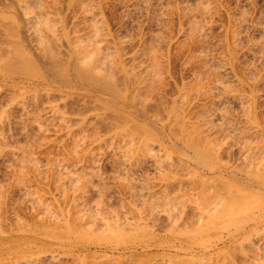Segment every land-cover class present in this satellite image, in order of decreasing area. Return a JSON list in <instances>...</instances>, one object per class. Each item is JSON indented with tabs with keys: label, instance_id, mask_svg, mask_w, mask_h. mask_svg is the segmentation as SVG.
<instances>
[{
	"label": "bare ground",
	"instance_id": "obj_1",
	"mask_svg": "<svg viewBox=\"0 0 264 264\" xmlns=\"http://www.w3.org/2000/svg\"><path fill=\"white\" fill-rule=\"evenodd\" d=\"M57 1L56 0H0V94L6 93V95H8V98H7L8 101H6L7 108L3 109V107L1 106L2 108L0 109V128H1V126L3 128L4 127L3 124H5L6 122L11 123L8 121L9 119H7L8 117H10V116H8V114L10 112H6L8 110V108H10V106L16 107V109L18 108V110L21 109L18 112L21 111L22 112L21 115H23V117H25V115H27V117L30 118L31 122H33L34 119L40 120V118H42V116L40 118H36V115H32L33 113L30 114L31 106L28 107L30 110L27 109V110H29V114H28L27 110H26V108H27L26 106H29V104H27L29 99H31V100L33 99L34 101L35 100L37 101L38 98H41L44 95L46 96L47 103L49 104L48 108H49L50 114L46 113L47 118L50 116L52 117V118H50L52 120H53V118H54V120H55V118H58L56 120H59V118H60V122H63V124H64V119H65L63 112L65 113L66 110H68L66 108H67V106L71 105L70 104L71 102H74V103L79 102L80 104L83 103L84 105L90 104L89 107H87V108L85 107V112H91V115H94V119L98 118V120L101 119L102 121H104L106 123L110 122L111 123L110 125L112 128V129L111 128L110 129L113 132L112 136L119 138L121 141L120 142L119 139H116V141L114 142L116 144V148L117 147L119 148L120 145L122 147H124V150L121 147L118 150V151H120L122 149L121 152H119L121 157L119 154H117V156L119 155L118 157L122 158V163H124V165H125V167L123 165H122L123 166L122 167L121 164H120V166L123 168L124 171L127 170L129 172L126 171V173H125L122 171V169L120 170V172L122 171V173L125 174V176H126V174L130 175L131 170L133 171L134 170L133 168L135 166H138L139 169H141V168L143 169V167L140 168V166H143L144 164H148V165H150V169H152L151 171H153V174L158 176L157 179H159V188H158L159 192L157 193L155 190H152V189L151 190L155 191V193L153 192L154 194H156L155 199L157 200V198H159V200H157V201L160 204L157 203V205L160 206L162 204L163 208L161 210V206L158 207L155 204L157 201H155L154 198H152V199H154L155 203L150 199V201H152L150 203V206L152 205V203H154V205H155L154 210H153V207L151 206L152 207L151 208L152 213L155 212V209H157V210L159 209L161 211L160 213H159V211L156 212L159 215V217H161V219H162L161 221H163L160 223L161 227H162V223H163V225H164L163 227H165L164 229H165L167 235H169L170 237H172L175 240L174 244L173 243L169 244L170 246H173V248H175L177 250V252H183L184 254H186V256L191 255V256L195 257L197 255H201V258H202V256L207 257L208 260H206V259H203L204 261L201 260L202 262H204V264L206 263L205 260L206 261L214 260V255L216 254L215 251L220 247L227 249V250L230 248H242L244 243L247 240L249 241V236L251 237L252 233L254 234L256 232V235H257L258 230L260 228L264 227V154H261L264 152V151L261 152L262 149L264 150V146L258 145V143L256 144V141H255L253 143H255L258 146H256L254 144V146L256 148L253 146V148L250 147L251 148L250 149L249 146H251V145L248 146L249 143L247 141L243 140L244 143L248 146L247 147V146H245V144L243 142H241L242 141L241 140L240 142L242 144H244V146L242 147L243 149L240 148L239 151H241V150H243V151H241L242 153L240 152V154H238L240 156V158L237 155V157H238L237 162L239 159L241 161L240 164L238 162V165L235 164V166H234V165L227 163L228 162L227 160L225 162L224 158L222 156H223V153L228 152L227 150H225V147L227 148L228 143H230L231 137L233 136L232 134H234V136H235V131H234V133H232L233 132L232 130L237 129L236 128L237 126L234 127V125H233V127H234L233 129H231L232 127H230V126H232L233 123L231 125L228 124V127H230V128H228L227 126H224L223 122H225V121H222V119H223L222 117L223 116L225 117V115H223L222 112H218V113L215 112L221 118H218L217 114H214L213 117H211V115H212L211 112H209V113L207 112L208 114L211 113L210 116L208 114L206 115V113H201V114H203L201 117L200 112H197V114L195 112V115H194V113H193V115L191 114L192 116L187 115L188 113H186L185 111L183 112V110H180L182 105H183L181 103V101L182 100L186 101V99H185L186 97H184L185 93L183 95L182 92H180L178 97L175 98V100H173L171 103H168L166 101L165 97H163V94H164L163 93L164 92L163 86L165 83V77L163 76L164 75V73H163L164 66L162 65L161 56L158 55L159 53L154 51L156 49H154L153 51H150V52H146V53H148L147 56H149L148 57L149 62L147 64H141V65H137L136 63L128 64L127 57L125 56L126 54L123 52L124 51L123 50V48H124L123 47L124 46L123 41L124 40L123 41L121 40L123 42L122 43L118 40L116 41V40L109 39L108 36L105 37L102 33V29H100L101 25H100V27H96L95 23L92 22V24L90 23V25H92V26L94 25V26L93 27L90 26V27H92V29L90 30V28H89L87 30V33H84V34H77V33L71 34V33H69V31L65 25L66 23L64 24L62 18L57 17L58 15H56V13H53L55 11V7L57 8V6H59ZM207 1H205V0L200 1V3H202L201 8H204V6H207L206 5ZM203 4H204V6H203ZM85 6H87V5H85ZM205 8H207L209 10L208 6ZM205 8H204V10H205L204 13H202V14H205V12L208 11ZM83 9H85V8H83ZM199 9H200V7H199ZM87 11H89V10H87ZM88 13H90V12H88ZM243 24L244 23H242V25ZM96 25H99V23ZM195 25H199V24L196 22ZM195 27L198 28L201 26L200 25L198 27L194 26L193 28H195ZM192 30L194 31V29H192ZM195 31H196V29H195ZM128 56H130V55H128ZM133 57L134 56H132V58H131V56H130L129 58H131V60H133L134 59ZM222 74H221V76H222ZM199 76L200 75H198V77ZM202 76H204V75H202ZM199 83L201 84V82H199ZM219 83H221V81ZM216 85L215 84L213 85L214 86L213 89H215ZM208 86H209V84H208ZM218 86H221V85L219 84ZM222 86H221V88H222ZM223 88H224V86H223ZM209 89L211 90L212 88H209ZM213 89L211 90L212 92H214ZM215 90H217V89H215ZM225 90L226 89H224V91ZM208 94H209V92H208ZM55 98H58L59 101L61 102V103L60 102H58V103H60L61 105L63 104L62 107L60 106V104H57L54 102L55 100H53V99H55ZM179 99H181V100H179ZM240 100H241V98H240ZM67 103H69V105H67ZM48 104H46V105H48ZM246 106H248V105H246ZM45 107H43V108L48 109ZM72 107H70V109ZM81 107H83V105ZM182 108H184V107H182ZM32 111H33V109H32ZM180 111H182V112H180ZM206 111H208V110L206 109ZM246 111H247V109H246ZM23 112L24 113L26 112L25 115ZM43 112H48V111L44 110ZM67 112H70V111H67ZM248 112L250 113V111H248ZM219 113H221L223 116H221ZM29 115H32V118L33 117H35V118L32 119L31 116H29ZM65 115L68 117L67 113H65ZM252 115H254V114L253 113H251V115L249 114V116H252ZM37 117H39L38 114H37ZM67 117H66L65 121L66 120L68 121ZM78 117H81L80 114ZM85 117H86V115H85ZM254 118H255V116L252 118V120H250L251 122H249V123H250L251 127H256V130H258L257 128H259V124H255L256 121L253 120ZM6 119H7V121L5 122ZM82 119L84 120V118L83 117L80 118L81 124H82ZM249 119H251V117ZM26 120H29V119L27 118ZM36 120H34V123L38 121V120L37 121ZM78 120H79V118H78ZM78 120L76 119L75 121H78ZM101 120L99 122H101ZM226 120H229V119H226ZM245 121H247V120H245ZM252 121H255V122H252ZM83 122H85V120ZM94 122H96V121L94 120ZM91 123H92V121H91ZM65 124H66V122H65ZM77 124H78V122H77ZM79 125H80V123H79ZM103 125H104V123H103ZM108 125L109 124H107V126ZM66 127H67V124H66ZM91 127H93V126H91ZM2 128H1V130H2ZM239 128H240V126L238 127V129ZM227 129L228 130L230 129L229 132ZM1 130H0V147L5 148V150H6V149H8L9 143L6 140H3V138L6 137V135L4 136L3 135L4 131H1ZM111 130H110V132H111ZM260 130H261V128H260ZM230 131L232 134L230 133ZM83 132H82V137L84 136ZM259 133H260V131H259ZM261 134H262V130H261ZM97 135L98 134H96L94 136H97ZM110 135H109V138H107L108 136L106 137L107 138L106 140H109L113 144V141L111 138L112 136H110ZM6 138H8V137H6ZM110 138H111V140H110ZM238 138H237V140L239 141ZM79 139H81V138H79ZM93 139H92L93 143H94V141H97V138L93 137ZM99 139H100V135H99ZM113 139L115 140V138H113ZM229 139H230V141H229ZM245 140H246V138H245ZM3 141H5V142H3ZM102 141L107 142V141H105V138H103ZM109 141L106 144L107 147L109 146ZM99 142L100 141H98V144H97L98 146H100ZM104 142H102V143L104 144ZM116 142H118V144H120V145L117 146ZM233 142L234 141H232V143ZM5 143H7L6 144L7 147H6V145L4 146ZM253 143H252V145H253ZM115 144H113L114 147H115ZM235 144L237 146V143H235ZM250 144H251V142H250ZM110 145H111V143H110ZM113 145H112V147H113ZM75 146L74 147L76 150L79 146L77 147L76 144H75ZM104 146H105V144H104ZM232 147H233V145H232ZM239 147H241V146H239ZM11 148L7 150L8 153L13 152L12 155L13 154L15 155L17 152L15 153L13 151L15 149L11 150ZM25 148H27V147H25ZM116 148H113V149L116 150ZM228 148L230 150V147H228ZM73 149H71L70 152ZM109 149H111L110 146H109ZM253 149L255 151L260 150V154H259V152L256 153L255 151H253ZM28 150H29V148H28ZM223 150L225 152H223ZM76 151H75V153H77V154L73 155L74 158L77 157L76 155L79 154V151L78 152H76ZM19 152H21V151L19 150ZM88 152L86 155L83 153H82L83 155L81 153L80 154L83 157H84V155L89 157L90 154H88ZM115 152H117V150ZM21 153L25 154L26 150L23 149V152H21ZM89 153H91V152H89ZM68 154H67V156H68ZM70 154H74V152L70 153ZM112 154H114L112 156L116 157V153H112ZM227 154H229V153H227ZM25 155H27V154H25ZM25 155H24L25 158H22V160H20L21 162L18 159H21L22 154H19L18 155L19 157L16 156L17 159L15 156L13 157L19 161V162L17 161V163H20L18 165V167L22 166V163H25V162H27V165H26V163L23 165H26V166L29 165V167L31 166L30 169H26V168H28L26 166H25V168L22 166L19 169L14 167L15 169L19 170V172H18L19 174H20L21 168H22V172L24 171L23 169L28 171V172L24 171L25 173L20 174V176L17 174H14V176L16 175V178H17V176L22 177L23 174L29 175V176L24 175L25 176V180H24L25 183L23 181H21V183L23 182V184L19 185L20 187L27 184L28 182L31 183L32 180L34 181L35 178L37 176H39V174H40V170L38 169L36 172H38L39 174L37 173L36 174L37 176H36L34 174L35 173L34 169H36V168L41 169V167H42V166L40 167V165H39L40 163L36 162L38 164V166L35 167V165H37V164H34L33 165L34 169H33L32 163H34L35 161H38V158H37V160H35V157L31 156L30 154H28V155H30L29 157L25 156ZM81 155H79V156H81ZM83 157H81L82 159L77 158L78 160L80 159V161L78 163L85 161V160H83ZM115 157H113V158H115ZM118 157H117V159H115V160H117V162L115 161L117 164L120 163V161H118V159H119ZM71 159H72V155H71ZM89 159H91V158H89ZM89 159H88V161H89ZM65 160H66V158H64V162H65ZM119 160H121V159H119ZM232 160H234V159H232ZM235 160L230 161V163L231 162L234 163ZM71 161H73V160H71ZM71 161H69V162H71ZM67 162H68V160H67ZM72 163H74V165H75L77 163V160H76V162H72ZM78 163H77V165H79ZM60 164H61V162H60ZM51 165H52L51 167H53V165H54L53 162L51 163ZM55 165H56V163H55ZM61 166H59V168H58V165H57V167H53V168L55 170L57 169L58 171H61L60 170ZM120 166H118L117 168H121ZM138 167H135V170L133 172H131V174H134L135 171L138 169ZM146 168H147V166H146ZM146 168H144V169H146ZM15 169H13V171ZM61 169H64V168L62 167ZM81 169H82V166H81ZM84 169H82V170H84ZM74 170H76V169H74ZM82 170L81 171L78 170L79 175H80V172L82 175ZM117 170L119 171V169H117ZM29 171L33 172L34 177L35 176L36 177L34 178L31 175L32 173L29 174L30 173ZM69 171L71 172V170L66 169V171L65 170L63 171V173L68 172L67 176L71 177L69 175L70 174ZM78 171H77L76 176H73V174H72V176L77 177L78 180H82L81 175L79 178ZM85 171H86V169L83 171V173ZM15 172H17V170H15L13 173H15ZM50 172H51V170H50ZM57 174H58V172H57ZM60 174H58L57 178L59 177ZM63 175L64 174H62V176ZM86 175L88 177V175H89L88 172ZM86 175H85V177H86ZM129 175H127V176H129ZM30 176L33 177L32 179H30L31 182L29 181V178H26V177H30ZM41 176H42V174H41ZM67 176H65L66 179L69 178ZM130 176H131L130 182H127L126 183L127 185H125V183H124V185L126 186V188L129 189L130 193H133V192L135 193L136 191L139 190L138 191L139 193L137 192L138 193L137 195L140 196V192H141L140 189L142 186L141 183L143 184L144 181L137 180L138 177L136 178L135 175L134 176L130 175ZM132 176H133V178H132ZM147 176H148V174H147ZM63 177H61V178L64 180H61L60 177L58 178V180L60 179L61 181L64 182L66 179ZM85 177L83 176V179H84L83 183L85 181L88 183V184H86V183L85 184L90 186V183H91L90 178L92 176L88 177L90 182L86 181V180H88V178L86 177L87 178L86 179ZM134 177L137 180L136 182H139V181L141 182V183H137V185L139 184L141 186H140V189L138 188V189L133 191L132 189H135V187L136 188L139 187V186H135V184L133 182H131L132 179L134 180ZM23 178H22V180H23ZM18 179H19V181L21 180L20 178H17V180L14 178V182H15V180L17 182V183H15L16 185L19 184ZM26 179H28V180H26ZM139 179H141V178H139ZM70 180L73 181V179H71V178L67 179L68 182ZM74 180H76V179L74 178ZM78 180H76L74 182L77 183ZM92 181H94V180H92ZM63 182H60V183L62 184ZM79 182L80 181H78V183ZM134 182H135V180H134ZM146 182H147V180H146ZM69 183H67V184L70 185ZM78 183H77V185L74 184L76 188H77V186L79 187ZM119 183H121V182H119ZM147 184H148V182H147ZM147 184H145V185L147 186ZM183 184L184 185L186 184V186L189 185V187L191 189V191H189V194L191 192V193H194V195H191V194L189 195L187 193L188 191L185 190L187 193L186 194L184 191V188H186L187 190H190V189H188L189 187L188 188L186 186L184 187ZM31 185H33V182ZM35 185H36V187L39 186L38 184H35ZM86 185L83 184L84 188L81 186L84 190L78 188L75 191L77 192V191L81 190V191H84V192L80 191L81 194H83V193L85 194L86 193V190H85ZM41 186H42V184H41ZM60 187H61V185L59 186V189H60ZM64 187L65 186H63V188ZM72 187L75 189L74 186H72ZM143 187L141 189L142 190L141 196H140L141 200L144 199L143 196L145 195V194L142 195V193L144 191ZM17 188H18V186H17ZM27 188H29V187L28 186L25 188L22 187L20 190L24 191L25 193L23 192L20 194H22V195L23 194L27 195V193L30 194L31 193L30 191L32 190V188L30 191ZM1 189H3V188L1 187L0 190ZM65 190H66V188H65ZM130 190H132L133 192H131ZM192 190H193V192H192ZM27 191H29V192H27ZM62 191H64V189ZM34 192L36 193V191L32 192L33 195H35ZM146 192H148V193H146V195L149 193H150L149 195L153 194L152 192H149V191H146ZM0 193L4 194L3 192H0ZM1 194H0V263H2V261H5L7 256L17 255V254L21 253L24 249L29 251L30 254L32 253V255L43 252L45 250L50 251V252H53L55 249H64V248L65 249L69 248L70 250H72V249L74 250L75 247L79 248L80 246H82L81 248H83V250H85V251L91 250V248L93 246H95V247L100 248V249L105 248L106 250L109 249L112 251H114L115 249H122V251H124V252H136L140 247L143 249L146 247L147 248L150 247V244H148L147 241H149L150 239H152L156 236V234L153 231H151L152 227H151V224H149L150 221H148V219L145 218L147 216L149 218V216L152 217L154 215L153 214L151 216L152 213L150 212L151 210H149V207H150L149 202H148V205L146 206L148 209L146 208V211H145V213L147 211L149 212L148 213L149 215H147V216L142 211L143 209L140 210L141 209L140 208L139 210L141 212H139L138 209H133L134 207L132 208L133 210L138 211V212H136V211L135 212L137 214H140L139 215L140 220L137 221L138 217L135 218V216L137 214L134 216L133 212H132V215L131 214L130 215L134 216L135 221H137V222H135L132 219L133 222H131V223L128 222L126 225V227H128V228L125 227L124 224H126V223L123 222V219L121 217L122 222L124 223L123 225L126 229H124V227L123 228L120 227L122 224L121 225L119 224L120 228L118 227L117 224L122 223V222H121V220L117 219V217H116L117 214L115 216L116 220H114V222L116 221L117 223H114L112 220V222L114 223V224H112V222L109 220V222L111 223V225H110L108 222V219H110L109 216L107 218V215L104 216L105 213H104V215H102L103 213L102 214L99 213L100 211L105 209V208H103L106 205L105 204L103 206V204L105 202L99 203L100 205H102L101 207L103 209H101V207H99L100 205L98 204L99 205L98 208H100L99 209L100 211L99 210L97 211L98 208L96 209L98 214L95 211L94 212L97 215L101 214L99 216H104L107 219L103 218V217H99V216L96 217V215L94 213H89V211L91 212L92 210H89L87 213L94 214L95 218H91V216L89 214H87L88 216L86 217L85 212L88 209L85 210V207L87 205L84 204L85 205L83 207L85 210V211H83L85 213L84 218L88 219V217H89V219L87 221L91 222L92 220H94V219L96 220L99 217L98 220L100 219L99 220L100 224H103L104 227L108 230V231L107 230L102 231L104 233H105V231L108 232L107 234H103V233L100 234L99 233V235L102 239L101 238L98 239L97 234H95V232L93 233L94 228L93 229L89 228L90 223L87 226V228L85 227L87 224L86 225L84 224V222H86L84 218L81 221H78L81 223V228H79L80 226L78 227V225L80 224L78 222H77L78 225L76 226V224L71 225L70 223H72V222L69 223L68 219H63V218L59 219L60 215L59 216L56 215V216H58V218L57 217L56 218L58 219L59 222L56 219L55 222H57V223L53 224V223H55L54 220H55V214L56 213H55V211L53 212V210H55V207L53 210H51L52 208H50L49 205H52V204L44 203L45 200L44 201L42 200V197H41L42 194L41 193H40L41 194L40 196H36V195H39V193L36 194L35 195L36 198H35V196H33V195L30 196L31 194L30 195L28 194L29 199L31 197H34V199L31 198V201H34L33 203L38 204L36 206H39L36 208V210L39 208V211L37 210V214H35V216L36 215L39 216V218H38V216H36L37 217L36 220L39 219L38 220L39 222L34 220L36 223H33L31 225L28 224L27 222H24L23 226L19 227V228H18V226L16 227L14 225L17 229V232H16V229L13 230V228H15V227H13L12 224H11L12 226H10L7 229L4 227V224L2 222V218H3L2 215H4L3 214L4 210L7 208L5 202H8V201L5 198L2 199L3 195H1ZM77 194H79V193H77ZM126 194H129V193H126ZM154 194H153V197H154ZM133 195L134 194H131V197ZM149 195H147V196H149ZM75 196H74V198H76V197L80 198L81 197V196L80 197H78V196L75 197ZM37 197H39V198H37ZM84 197L82 196L81 199ZM150 197H147V198L149 199ZM74 198H73V200H75ZM4 199H5V201H4ZM81 199H79V201ZM138 199H139V197H138ZM84 200H85V198H84ZM99 200H100V198H99ZM99 200H96V201H99ZM76 201H78V200H76ZM96 201H95V203H96ZM129 201H131V200H129ZM29 202H30V200H29ZM29 202H28V205H31L32 202H31V204ZM45 202H47V201H45ZM80 202L86 203L85 201H80ZM123 202H125L124 204H126V201L123 200ZM83 203H82V206H83ZM35 204L33 205V208L36 207ZM95 205L97 207V204H95ZM133 205L137 206V204H133ZM179 206H180V208H179ZM105 207H107V206H105ZM139 207H141V206H139ZM188 207H189V209H191V208L193 209L194 214H192L193 213L192 212L191 213L192 215H190V216L188 215V213H187ZM88 208H89V206H88ZM95 208H94V210H95ZM182 208H183V210L181 212ZM82 209H79V210L81 211ZM108 209H106L107 210L106 212H108ZM129 209H130V207H129ZM33 210H34V212H36L35 209H33ZM79 210H78V215L79 216L82 215V217H83L84 216L83 214H81V215L79 214L82 211L79 212ZM177 210L181 212V214L179 216H177L179 214V212H177ZM60 211H58V212H60ZM113 212H114V210H112L111 215H113ZM142 214L143 215L145 214L144 215L145 217ZM47 215H48V217H47ZM17 216L21 221L22 217H19V215H17ZM45 216L47 218H49L50 222H52L51 218L53 219V222L51 223V225H55V228L50 225L52 227L51 228L48 225V223H50V222H48V223L46 222V224H45L44 219H43ZM121 216H122V214H121ZM157 216L155 218L154 217L153 218L158 223V220L160 218L157 220ZM61 217H63V216H61ZM77 218H78L77 220H80L79 218H81V217H77ZM90 218H91V221H90ZM118 218H119V216H118ZM125 218L126 219H124V220H126V221L128 219L130 221H132L130 218H127L126 215H125ZM13 219L15 221L16 217ZM112 219H115L114 215H113ZM149 219L152 220L151 218H149ZM83 220H84V222H83ZM98 220L95 221L97 223L94 222V225L98 224L99 226L102 227L103 225H100L98 223L99 222ZM155 221H152V223L154 222L153 223L154 226L157 225V223H155ZM16 222H17V220L15 221L14 224H16ZM18 222H19V220H18ZM18 222H17V224L21 223V224H19V226H20V225H22L23 221H21L19 223ZM73 222L75 223V220ZM92 222H91V224H92L91 227H93ZM61 224L63 225V229L61 227ZM83 224L85 226H82ZM58 225H60L59 228H61V229L57 228V230H55L56 226L58 227ZM96 225H95V227H96ZM157 226L159 227V224ZM82 228H84V229H82ZM97 228H98V226L96 227L95 231L97 230ZM155 228H156V226H155ZM103 229L101 228V230H103ZM159 229H160V227H159ZM161 229L163 230V228H161ZM99 230H100V227H99ZM99 230L97 231V233L100 232ZM102 235H105V236L102 237ZM116 242L121 247L116 246L117 247L116 248V247L111 246V244L116 243ZM263 246H264V244H263ZM164 247H166V245H164ZM51 248H54V249H51ZM220 252L221 251L218 250V254ZM262 253L264 254V252H262ZM95 254H96V252H95ZM169 254H171V253H169ZM166 255H168V254H166ZM223 257L225 258V256H223ZM263 257H264V255H263ZM175 258H177V259L179 258L178 254H177V257H175ZM261 258H259V259H261ZM198 260H199V258H198ZM216 262H218V264L220 263L218 261V259L216 260ZM223 262L221 261V264ZM199 263H200V261H199Z\"/></svg>",
	"mask_w": 264,
	"mask_h": 264
},
{
	"label": "rangeland",
	"instance_id": "obj_2",
	"mask_svg": "<svg viewBox=\"0 0 264 264\" xmlns=\"http://www.w3.org/2000/svg\"><path fill=\"white\" fill-rule=\"evenodd\" d=\"M58 1H57V3L59 6H57V8L55 7V11L53 13H56V15H58L57 17L62 18L64 24L66 23L65 25H66L69 33H71V34H73V33H77V34L87 33V30L89 28L91 30L92 27L94 26V25L93 26L90 25V23L92 24V22L95 23L96 27H100V25H101L100 29H102V33L105 37L108 36L109 39L116 40V41L118 40L120 42H122L124 40L123 41L124 43L122 42L124 45L123 46L124 47L123 52L126 54L125 56L127 57L128 64H133V63H136L137 65L147 64L149 62V59H148L149 56H147L148 53H146V52H150V51H153L154 49H156L154 51L159 53L158 55L161 56L162 65L164 66V69H163L164 75L163 76L165 77V83H164V86L162 85L164 87L163 88L164 89L163 90L164 91L163 97H165V99L168 103H171L173 100H175V98L178 97L179 93L182 92L183 95L185 93L184 97H186L185 98L186 101L185 100L181 101V103L183 104L182 107H184V108L181 107L180 110H183V112L185 111L186 113H188L187 115L192 116L193 113L195 115V112H196V114H197V112H200V114L206 113V115H207L209 112H211L212 113L211 117H213L214 114H217L218 112H222V114L225 115V117L221 113H219V114L221 116H223L222 117L223 119L225 118L224 120L222 119V121L226 122V123L223 122L224 126L228 127V124L231 125L232 123H233L232 126H230V127H232L231 129H233L234 127L237 126L236 127L237 129L232 130L233 131L232 133H234V131H235L236 137L230 131V133L233 135L231 137V141L229 139L230 143H228V145H227V148L230 147V150H229V148L227 149L225 147V150H227L228 152L223 153V156H222L224 158L225 162L227 160L228 161L227 163L234 165V166H235V164L238 165V162L240 164L241 161L238 159V162H237V158L238 157L240 158V156L238 154H240V152L243 151V150H241V151H239V150H240V148H242L244 146V144H245L244 141H247L249 143L248 146L251 145V146H249V148L250 147L253 148V146L255 144L253 142H255V141H256V144L258 143V145L264 146V142H263L264 141V138H263L264 137V129H263L264 128V0H208V1L205 0V1H207L206 5L209 8V10H208L207 8H205L207 6H204V4H203L204 8L206 10H208L207 12H205V14H202V13H204L205 10H204V8H201L202 3H200V1H203V0H89L90 2L88 0H58ZM85 5H87V6H85ZM199 7H200V9H199ZM83 8H85V9H83ZM87 10H89V11H87ZM88 12H90V13H88ZM196 22L201 27H198L199 25H195ZM98 23H99V25H96ZM242 23H244V24L242 25ZM90 26H92V27H90ZM194 26H197L198 28H196V27L193 28ZM192 29H194V31ZM195 29H196V31H195ZM128 55H130L131 58H132V56H134L133 57L134 59L131 60V58H129L130 56H128ZM221 74H222V76H221ZM198 75H200V76L198 77ZM202 75H204V76H202ZM220 81H221V83H219ZM199 82H201V84ZM213 83L215 85L217 84L215 86V89H217V90L213 89L214 88ZM208 84H209V86H208ZM219 84L221 86L223 85L224 88H223V86H222V88H221V86H218ZM209 88H212L214 92H212L211 91L212 89L210 90ZM224 89H226V90L224 91ZM208 92H209V94H208ZM7 98H8V95H6V93L0 94V109L2 107H3V109L7 108V105H6L7 104L6 101H8ZM240 98H241V100H240ZM30 100L31 99H29V101L27 103V104H29V106H26L27 107L26 110L29 109L28 107L31 106V108H30L31 110L29 109L30 114L33 113L32 115H36V118H40L42 116V118H40V120L37 119L39 122L36 119H34V120H36L38 123L37 122L34 123V120H33V122H31L30 118L27 117V115H25L26 112L25 113L23 112L25 115V117H23V115H21L22 112L21 111L18 112L21 109L18 110V108L16 109V107L10 106V108H8V110L6 112H10L8 114V116H10V117L7 116L8 117L7 119H9L8 121L11 123H7L6 122L7 119H6L5 120L6 123L3 124L4 129L1 126L2 130H1V128H0V130L4 131L3 135L4 136L6 135V137H8V138L4 137L5 139L3 138V140H6L9 143L8 149H10L11 147H12L11 150L15 149L13 151L15 153L17 152L16 153L17 155L15 154L16 156H18L19 154H22L21 159H18L19 161L22 160V158H25L24 157L25 154H27L25 156H28V157L31 155V156L35 157V160H37V158H38V161H35L34 163H32V167L34 164H37L36 162L40 163L39 165H40V167L41 166L42 167H41V169L40 168L34 169V167H33L35 175L38 173L36 171L38 169L40 170V174L38 173L39 176L36 175L37 176V177L35 176L36 178L34 177L33 172H30L31 170L29 171L30 172L29 174L32 173L31 175L36 180V181L32 180L33 185H31L32 182L30 180L33 177L30 176V177H26V178H29V181L31 183H29L27 181L28 183L27 182L26 183L28 185L25 184V185L20 187L19 185L23 184V182L25 180V176L27 174L26 175L23 174L22 177H19V176H20V174L25 173L24 171H27V170L23 169L24 171L22 172V168H21L20 174H19L18 169L22 166L25 168V166L27 165V162H25L26 165H23L25 163H22V166L18 167V165L20 163H17L18 160H16L17 157L14 154L13 155L16 157V159L13 158L14 157L12 155L13 152L8 153V151H7L8 149L5 150V148L0 147L1 148L0 149V184L2 185V186L0 185V188L1 187L3 188V189H1L2 191L0 190V192L4 193V194H1V193L0 194L3 195V197L1 196L2 199L5 198L8 201V202H5L7 208L4 210V213H3L4 215H2L3 216L2 222L4 224V227L8 229L10 226L13 225V227L18 226V228H19V227L23 226L24 222H27L28 224L31 225L33 223H36L35 221L39 220V219L36 220V218H37L36 216H38V215L35 216V214H37V210L39 211V208L37 210H36V208L39 206H36L38 204H35V203H33L34 201H31V198L34 199V197H31L29 199V196H28L29 193H27V195L20 194V193L24 192L20 189L22 187L25 188L27 186L29 187V188H27L29 191L32 188V190L30 191L31 193L33 191H36V193L34 192L35 195L39 193V195H36V196H40L42 194V196H41L42 200L47 201V202L44 201V203L52 204V205H49L50 208H52L51 210H53L55 207V210H53V212L55 211V213H56V214L54 213L55 214L54 222L56 221V219L60 215V217L61 216H63V217H61V218L59 217V219H62V218L68 219L69 223L72 222V223H70L71 225L76 224V226H77L78 223H80L78 221H81L85 217V215H84L85 213H86V217L88 216L87 214H89V213H94V214H95V212L97 213V211L100 209V208H98V206L100 205L99 203H102V202L103 203L105 202L103 204V206L106 204L105 206H107V207L104 206L103 208H105V209H103L101 207L102 205H100L99 207H101V209H103V210L102 211L99 210L100 211L99 213H101V214L103 213L102 215H104V213H105L104 216L107 215V218L109 216L110 219H108V222H109V220L111 222L113 220V222H114V220H116V217H117V219L121 220V222L123 219V222H125L126 224H124L123 222L117 224L118 227H119V224L120 225L122 224L120 227L123 228L124 225L126 227L128 222L131 223V222H133V220L135 221V218H137V217H138L137 221H139L140 220V218H139L140 214H137L136 212H138V211L133 210V209L139 210L141 208L140 210L143 209L142 211L145 213L146 208H147L146 206L148 205V202H149V206H150V203L152 201L154 202V199L156 196V194H154L155 191L157 193L159 192V190H158L159 179H157L158 176L154 175L153 171H151L152 169H150V165L144 164L143 166H140V168L143 167V169L141 168L142 170L139 169L138 166H135V167H138V169L135 171V173L131 174V172H133L135 170V167L133 168L134 170L133 171L131 170V172H130V175H133V176L135 175L136 178L138 177L137 180L145 182V183L143 182V184L140 181L136 182L137 180L135 177H134L135 182L133 179L131 181L135 184V186H139L137 188L135 187V189H132L133 191L138 189V188L140 189L141 185H142L141 189L144 186L143 187L144 191H143L142 195H144V194L145 195L143 196L144 199L141 200L140 199L141 198L140 197L141 192H142L141 189H140V191H141L140 196H138L137 194L139 193L138 192L139 190L136 191L135 193L132 190H130L131 192H133V193H130L129 189L126 188V186H125V185H127L126 184L127 182H130L131 176L129 174H126V176H125V174L122 173V171L126 173L127 170H125V171L123 170L122 167L123 166L125 167V165H124V163H122V158L118 157L120 155L119 152H121L122 149L120 151H118V150L120 149V147L123 148V150H124V147H122L120 144H118V142L120 141L119 138L112 136L113 132L111 130L112 128H111L110 122L106 123V122L102 121L101 119H100L101 122H99L100 120H98V118L94 119V115H91V112H85V107L86 108L89 107L90 104L84 105L83 103L80 104L79 102L78 103L77 102L76 103L71 102L70 104L73 107L71 105H69V103H67V105H69V106H67L66 109H68V110H66V112H65V113H67L68 117L63 112L64 118L66 119V117H67V119H68V121L67 120L65 121V119H64V124H63V122H60V118H59V120H56L58 118H55V120L53 118V120H52V119H50V118H52L50 115H49L50 117L47 118V114H50V112H49V108H48L49 104L47 103V99H46L45 95L41 98H38L37 101L36 100L34 101L33 99L31 101ZM53 100H55L54 102L57 104L61 103L58 98H55ZM179 100H181V99H179ZM58 102H60V103H58ZM46 104H48V105H46ZM82 105H83V107H81ZM246 105H248L249 107ZM60 106L62 107L63 104L62 105L60 104ZM43 107L48 108V109H44ZM70 107H72V108L70 109ZM32 109H33V111H32ZM43 109L48 111V112H43L44 111ZM206 109L208 111H206ZM246 109H247V111H246ZM29 110H27L28 114H29ZM40 110L41 111L43 110L42 111L43 113ZM67 111H70V112H67ZM248 111H250V113ZM180 112H182V111H180ZM215 112H217V113H215ZM251 113H253L254 115L249 116V114L251 115ZM37 114L39 115V117H37ZM79 114L81 117H78ZM210 114H208V115L210 116ZM32 115H29V116H31V118H32ZM85 115H86V117H85ZM202 115L203 114H201V117H202ZM254 116H255V118L253 120H255L256 122L255 121H252V122H255V124H259V128H257L258 130H256V127H251L250 123H249V122H251L250 120H252V118ZM82 117L84 118L85 122H83L84 120L82 119V124H81L80 118H82ZM250 117H251V119H249ZM27 118L30 121L26 120ZM33 118H35V117H33ZM78 118H79V120H78ZM218 118H221V117H219V115H218ZM76 119L78 121H75ZM226 119H229L230 121L226 120ZM94 120L96 122H94ZM245 120H247V121H245ZM91 121H92V123H91ZM65 122L67 124V127H66ZM77 122H78V124H77ZM79 123H80V125H79ZM103 123H104V125H103ZM107 124H109L110 126L109 125L107 126ZM233 125H234V127H233ZM238 125L240 126L239 129H238V127H239ZM91 126H93V127H91ZM230 127H228V128H230ZM260 128L262 130V134H261ZM110 130H111V132H110ZM229 130H228V132H229ZM259 131H260V133H259ZM82 132L84 133L83 137H82ZM96 134H98L97 135L98 137L94 136ZM99 135H100V139H99ZM109 135L112 136L111 138H112L113 144H115L114 142L116 141V139H119V141L116 142L117 146L120 145L119 148L117 147L118 149L116 148V144L114 147L112 142H110L109 140H106L107 138H109ZM93 137L97 138V141H94V143L92 142L94 140ZM244 137L246 138V140ZM79 138H81L82 140ZM103 138H105V141H107V142L109 141V146L111 147L112 150L109 149V146L107 147V145H106L107 142L102 141ZM111 138H110V140H111ZM113 138H115V140ZM237 138L239 139V141L237 140ZM98 141H100L99 142L100 146L97 145ZM232 141H234V142L232 143ZM240 141L243 142L244 144H242ZM3 142H5V141H3ZM102 142H104L105 146ZM250 142H251V144H250ZM110 143H111V145H110ZM235 143H237V146ZM252 143H253V145H252ZM6 144L7 143H5L4 146ZM75 144L77 145V147L79 146L76 149L77 151L75 150V147H76ZM112 145H113V147H112ZM232 145H233V147H232ZM238 145L241 147H239ZM258 145H256V146H258ZM245 146H247V145L245 144ZM6 147H7V145H6ZM25 147H27V148H25ZM28 148H29V150H28ZM113 148H116L117 152H115L116 150ZM23 149L26 150L25 154L21 153V152H23ZM71 149H73V150L70 152ZM19 150L21 152H19ZM75 151L76 152L79 151V154L76 155L77 157L74 158L73 155L77 154V153H75ZM88 151L91 153H89ZM253 151H255V150L253 149ZM263 151L264 150L262 149L261 152H263ZM73 152H74V154H70ZM87 152H88V154H90L89 157L85 156L87 154ZM223 152H225V151L223 150ZM255 152L256 153L259 152V154H260V150H257ZM80 153L85 154L84 157L82 156L83 154L81 155ZM112 153H116V157L112 156V155H114ZM227 153H229V154H227ZM28 154H30V155H28ZM67 154H68V156H67ZM117 154H119V155L117 156ZM261 154H264V152ZM71 155H72V159H71ZM79 155H81V156H79ZM237 155H238V157H237ZM81 157H83V160H85V161L83 162L81 160L82 162L78 163L80 161V159H82ZM113 157H115V158H113ZM117 157L119 159H121V160L118 159V161H120L119 164H117L116 163L117 160H115V159H117ZM120 157H121V155H120ZM64 158H66L65 162H64ZM77 158H80V159L78 160ZM89 158H91V159H89ZM70 159L73 161H71ZM88 159H89V161H88ZM232 159H234V160L236 159L234 163L233 162L230 163V161H234ZM67 160H68V162H67ZM76 160H77V163L79 165H77V163L75 165H74V163H72V162H76ZM51 161L54 164L53 167H57V165H58V168H59V166L62 165L60 167L61 171H58L57 169L55 170L53 167H51L52 166ZM69 161H71V162H69ZM60 162H61V164H60ZM55 163H56V165H55ZM120 164H121V166L122 165L123 166L121 167ZM36 166H38V164L35 165V167ZM81 166H82V169H84V168L86 169V171L84 172L85 174L83 173V171L85 169L82 170ZM118 166H120L121 168H117ZM146 166H147V168H146ZM14 167L18 168V169H15ZM26 167H28L26 169L31 168V166L29 167V165ZM62 167L64 169H61ZM144 168H146V169H144ZM13 169L17 170V172L13 173L15 171V170L13 171ZM66 169L71 170V172L69 171V173H70L69 175L71 177L67 176L68 172L63 173V171L64 170L66 171ZM74 169H76V170H74ZM117 169H119V171ZM121 169H122V171L120 172ZM50 170H51V172H50ZM78 170L79 171L82 170V175L84 174L83 175L84 177L88 172V174H89L88 177L92 176L90 178L91 179L90 181L93 185L90 183V186H88V185H86L88 183L85 181L83 183L84 179H83V176L81 175V172H80V175L82 177V180H78L77 177H73V176H76ZM79 171H78V175H79ZM57 172H58V174H60L62 172L60 174L61 176L59 175L61 180H64L61 177L64 176L63 178L66 179L65 176H67V177L73 179V181L70 180L69 181L70 183H69L67 181V179H69V178H67L64 182L61 181L60 179L58 180L59 177L57 178V176H58ZM127 172H129V171H127ZM146 173L148 174V176ZM14 174L19 175V176H17V178L21 179L20 181L18 179L19 184H17V185L15 184V183H17L16 182L17 178H16V175L14 176ZM41 174H42V176H41ZM62 174H64V175L62 176ZM72 174H73V176H72ZM80 175H79V178H80ZM127 175H129V176H127ZM27 176H29V175H27ZM133 176H132V178H133ZM86 177H87V175H86ZM14 178L16 179L15 182H14ZM22 178H23V180H22ZM74 178L76 180L80 181L79 183L77 181V183L79 185V187L77 186V188L75 187V185H77V183L74 182V181H76V180H74ZM139 178H141V179H139ZM26 180H28V179H26ZM92 180H94V181H92ZM146 180H147L148 184H147ZM21 181H23V182L21 183ZM59 181L63 182V183L61 184ZM86 181H89V178ZM119 182H121V183H119ZM67 183H69L70 185H68ZM124 183H125V185H124ZM137 183H141V185H139V184L137 185ZM35 184H38L39 186L37 185L38 187H36ZM41 184H42V186H41ZM83 184L86 185V188H85L86 193L85 194L84 193L81 194V192H84V191L80 190V189L84 188ZM145 184H147V186ZM186 184L185 185L183 184L184 187L186 186ZM60 185H61V187H60L61 190L59 189ZM62 185L65 187L63 188ZM71 185L74 186L75 189ZM17 186H18V188L19 187L20 188L18 189ZM186 187L188 188L189 185ZM65 188H66V190H65ZM78 188H80L79 190L81 192L75 191ZM63 189H64V191H62ZM151 189L155 190V191H152ZM188 189H190V187ZM185 190L188 191L187 192L188 194H189V191H191V189L187 190L186 188H184V191ZM29 191H27V192H29ZM146 191H149L152 193L154 192L153 193L154 197H153V194H151L152 196L149 195L150 193L147 194V195H149V196H147L146 193H148V192H146ZM186 191H185V193H186ZM192 192H193V190H192ZM77 193H79L80 195ZM126 193H129V194H126ZM131 194H134L135 196L136 195L137 196L135 197L133 195L131 197ZM190 194L194 195V193H191V192H190ZM32 195H33V193L30 196H32ZM35 195H33V196H35ZM75 195L76 196L79 195L78 197H80V196L84 197L85 196L84 197L85 200H84V198H82L83 199L82 200L81 197L77 198ZM36 196H35V198H36ZM74 196L76 198H74ZM138 197H139V199H138ZM147 197H150V198L148 199ZM37 198H39V197H37ZM73 198L75 200H73ZM99 198L101 201L99 200ZM152 198H154V199H152ZM5 199H4V201H5ZM79 199H81L80 201H85L86 203L82 202L83 203V206H82V203L79 201ZM122 199L124 201H126V204H124L125 202H123ZM128 199L131 201H129ZM150 199L152 201H150ZM29 200H30V202H29ZM76 200H78V201H76ZM96 200H99V201H96ZM157 200H159V198H157ZM157 200L155 199V201H157ZM95 201H96V203H95ZM28 202L30 204L32 202V204L28 205ZM154 203H152V205H151L153 207V210L155 207ZM157 203H159V202L157 201L155 204L157 205ZM34 204L36 207L33 208ZM84 204L87 205L85 207V210L88 209L85 213L83 212V211H85L83 208L85 206ZM95 204H97V207ZM133 204H137V206L133 205ZM88 206H89V208H88ZM139 206H141V207H139ZM151 206L149 207V210H151V208H152ZM160 206H161V210H162V208H163L162 204ZM160 206H158V207H160ZM93 207L94 208L96 207L95 210ZM129 207H130V209H129ZM32 208L35 209L36 212H34V210ZM179 208H180V206H179ZM79 209H82L81 211L83 213ZM96 209H97V211H96ZM106 209H108V212H106L107 211ZM191 209H189V207L187 209V213L189 216L194 214L193 209L192 210ZM78 210H79V212H81V213H79L80 215L81 214L84 215L83 217H82V215L81 216L78 215ZM89 210H92V211L90 212ZM112 210H114L113 215H114L115 219H112V217H113V215H111ZM140 210H139V212H141ZM182 210H183V208L181 209V212H182ZM58 211H60L61 213ZM88 211H89V213H87ZM158 211H159V213L161 212L159 209L158 210L155 209V212H153V213H152V210L150 211L152 213L151 216L154 214L152 217L149 216V218H151L152 220H150L147 216V215H149L148 211L145 213L147 217L144 216L145 214L144 215L142 214L146 219H148V221H150L149 224H151V227H152L151 228L152 230L151 229L150 230L156 234V236L154 238L147 241V243L150 244V247H148V248L146 247L143 249L140 247L136 252H124V251H122V249H115L114 251H112L109 249L108 250H106L105 248L100 249V248L93 246L91 248V250L85 251V250H83V248H81L82 246H80L79 248L75 247L74 250L73 249L70 250L69 248H67V249H65V248L64 249H55L53 252L45 250L43 252H40V253H37L34 255H32V253L30 254L29 251L24 249L21 253H19L17 255L7 256L5 261H2V263H0V264H162V263L163 264H168V263L169 264H172V263L173 264H188V263L189 264H198L199 261H200L199 264H204V262H202L201 260H203V259L208 260L207 257L202 256V258H201V255H197L195 257L191 256V255L186 256V254H184L183 252H177V250L175 248H173V246L169 245L170 243L174 244L175 240L172 237H170L169 235H167V233L164 229L165 227H163L164 226L163 223H162V227H161L160 223L163 221H161L162 220L161 217H159V215L156 213ZM132 212H133L134 216L137 214L135 216V218H134V216H131ZM177 212H179V214L177 213L178 214L177 216H179L181 214V212L178 210H177ZM94 214H89V215L91 216V218H95ZM97 214H95L96 217L101 215V214H99V215H97ZM116 214H117V216H116ZM121 214H122V216H121ZM17 215H19V217H22L21 221H23V222H22V225H20V226H19V224H21V223H19V222H21V221ZM56 215H58V216H56ZM125 215L127 218H130L131 220L132 219L133 220L132 221H130L129 219L127 221L124 220V219H126ZM76 216L81 217V218H79L80 220H77L78 218ZM104 216H99V217L106 218ZM118 216H119V218H118ZM156 216H157V220L160 218L158 220V223L154 219ZM15 217H16L17 222L19 220V222H18L19 224H17V222H16V224H14L16 220L14 221L13 218H15ZM45 217L43 219H44V222L46 224V222L48 223V222H50V220H49V218H47L48 215L46 217L47 219ZM121 217H122V219H121ZM38 218H39V216H38ZM91 218H90V221H91ZM98 218L96 220L95 219L92 220L93 222L91 221L93 223V227H91V225H92L91 222L87 221L89 219V217H88V219L84 218L87 223L84 222V220H83V222L85 225L86 224L87 225L85 226L83 224L82 226H85L87 228V226L90 223L89 228L90 229L94 228L93 233L95 232V234H97V238L100 239L101 237H100L99 233L100 234L101 233L107 234L108 232H106V231H105V233L102 232V231L107 230V229L104 227L103 224H100V221H99L100 219L98 220ZM73 219L75 220V223L73 222L74 221ZM97 220L99 221L98 223L100 225H103V226L101 227L98 224L97 225L95 224L96 227L98 226L97 230L95 231L96 227L94 225V222ZM51 221L53 222L52 218H51ZM57 221H58V219H57ZM137 221H135V222H137ZM152 221H155V223H157V225L159 224L160 229L157 225H155L156 226V228H155V226L153 225L154 222L152 223ZM52 222L48 223V225L50 226ZM113 222H112V224L117 223L116 221L114 223ZM56 223L57 222H55L53 224H56ZM95 223H97V222H95ZM109 224L111 225L110 222H109ZM51 226L55 228V225H51ZM16 227L13 228V230L16 229ZM59 227H60V225H58V227L56 226L55 230H57V228H59ZM61 227L63 229L62 224H61ZM78 227L81 228V223L78 225ZM99 227H100V230H99ZM125 227H124V229L128 228V227H126V228ZM101 228L102 229L104 228V229L101 230ZM161 228H163V230ZM59 229H61V228H59ZM82 229H84V228H82ZM98 230L100 232L97 233ZM16 232H17V229H16ZM103 236H105V235H102V237ZM263 242H264V227H262L258 230L257 235H256V232L254 234L252 233L251 237L249 236V241L247 240L244 243L242 248H230L228 250L221 248V247L218 248L215 251L216 254L214 255V260H209V261L205 260V262H206L205 264H216V263L218 264V262H216L217 259L220 262L219 264H221V261L222 262L224 261L222 264H263L264 263V259H263L264 254L262 253V252H264V246H263L264 243ZM164 245H166V247H164ZM111 246L116 247V246H120V245H118V243L116 242V243L111 244ZM51 249H54V248H51ZM218 250H220L222 253L220 252L218 254ZM95 252H96V254H95ZM169 253H171V254H169ZM166 254H168V255H166ZM177 254L179 257L178 259L175 258V257H177ZM222 255L225 256V258ZM198 258H199V260H198ZM259 258H261V259H259Z\"/></svg>",
	"mask_w": 264,
	"mask_h": 264
}]
</instances>
